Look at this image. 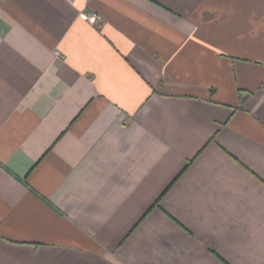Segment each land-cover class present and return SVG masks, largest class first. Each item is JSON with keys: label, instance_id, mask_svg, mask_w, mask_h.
I'll use <instances>...</instances> for the list:
<instances>
[{"label": "crops", "instance_id": "0c3cea01", "mask_svg": "<svg viewBox=\"0 0 264 264\" xmlns=\"http://www.w3.org/2000/svg\"><path fill=\"white\" fill-rule=\"evenodd\" d=\"M0 264H264V0H0Z\"/></svg>", "mask_w": 264, "mask_h": 264}, {"label": "built area", "instance_id": "2783aa9c", "mask_svg": "<svg viewBox=\"0 0 264 264\" xmlns=\"http://www.w3.org/2000/svg\"><path fill=\"white\" fill-rule=\"evenodd\" d=\"M78 17L82 21H85L95 27H100L102 22L101 16L92 12H80Z\"/></svg>", "mask_w": 264, "mask_h": 264}, {"label": "trees", "instance_id": "16d2710c", "mask_svg": "<svg viewBox=\"0 0 264 264\" xmlns=\"http://www.w3.org/2000/svg\"><path fill=\"white\" fill-rule=\"evenodd\" d=\"M191 161H192V160H191ZM191 161H190V162H191ZM190 162H189V163H190ZM189 163H188V164H189Z\"/></svg>", "mask_w": 264, "mask_h": 264}]
</instances>
